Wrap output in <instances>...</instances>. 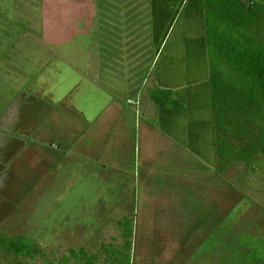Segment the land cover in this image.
<instances>
[{
	"label": "rangeland",
	"instance_id": "obj_1",
	"mask_svg": "<svg viewBox=\"0 0 264 264\" xmlns=\"http://www.w3.org/2000/svg\"><path fill=\"white\" fill-rule=\"evenodd\" d=\"M204 10V0H0V114L11 101L25 100L22 92L26 90L55 104L58 114L52 122L59 126L78 122L71 106L89 118L112 93L125 100L131 95L134 99L138 92L140 99L154 85L170 87L180 98L196 92L192 100L199 103L204 102L205 93L209 102ZM128 42H139L134 50V56L140 57L135 70L139 80L132 90L126 81L132 49L123 47ZM101 52L110 66L99 70V80L109 85L108 92L87 76L88 58H98ZM161 97L156 123L166 127L168 121L173 123L171 116L184 113L176 111L183 102L174 97L171 101L176 103L167 106V113V99ZM54 135L55 130L50 136ZM260 158L264 161V154ZM71 159L75 168L82 166L78 158ZM67 167L68 160L61 158V177L44 193L34 173L17 178L26 180L23 189L29 182L30 188L34 185L12 195L21 198L27 211L21 212L19 223L0 224V235L36 239L53 264L63 261L69 248L96 253L102 243L120 244L116 221L124 214L139 217L134 224L132 264H230L240 236L264 238V170L258 167L252 171L239 162L224 169L219 209L203 205L200 199L193 209H161L164 213L180 210V218L185 216L164 225L155 216L150 218L162 213L160 209H131L133 193H125V204L124 193L106 192L101 176H84V170L70 167L74 169L70 179ZM106 196L107 202L100 201ZM8 203L6 213L12 214L13 202ZM186 213L194 216L190 219ZM35 264H44V259L37 258ZM63 264L84 263L70 259Z\"/></svg>",
	"mask_w": 264,
	"mask_h": 264
},
{
	"label": "crops",
	"instance_id": "obj_2",
	"mask_svg": "<svg viewBox=\"0 0 264 264\" xmlns=\"http://www.w3.org/2000/svg\"><path fill=\"white\" fill-rule=\"evenodd\" d=\"M138 43L128 42L123 46L132 49L133 57L127 62L131 68L126 76L131 90L139 80L135 78V70H139L140 57L134 56ZM101 53L99 59L93 56L88 58L87 76L102 91L108 92L109 85L99 80V70H106L105 67L110 66L103 60L105 54ZM169 88H162L170 91V94H163L165 99L179 98L183 107L179 106L176 111L184 113L171 116L173 123L168 121L166 127L156 123L161 110L158 111L159 101H154L152 94L154 90H159L155 85L146 97L140 99L138 90L134 99L131 95L122 100L112 93L111 98L106 97L100 102L95 115L89 118L71 106L74 111L72 117L78 122L65 124L67 129L64 125L53 123L58 113L51 100L35 97L30 90L22 92L26 99L11 101L0 114V154H5L0 157V224L11 226L19 223L20 217L24 216L21 212L27 211L22 207L21 198L17 195L13 198L12 195L15 192L23 194L25 191H20L31 189L34 185L30 188L29 182L27 189H23L26 180L22 182L16 179L31 176L28 172H32L43 186L40 192L44 193L49 186L51 188L56 184L61 158L68 160L70 167L84 170V176L104 178L102 185L106 192H116L117 196L124 193L125 204V193H133L131 209H193L199 199L203 205L219 209L221 175L215 168L210 98L208 102L204 93V102L199 103L192 100L196 92H189L180 98ZM34 97L35 100L30 99ZM167 106H171L166 105L169 113ZM53 130L56 135L51 137ZM71 158H78L82 166L75 168ZM70 167H67L69 173L65 174L71 179L74 169L72 171ZM76 173L80 174L78 171ZM60 177L61 174L58 179ZM108 200L107 196L100 199L102 202ZM11 201L13 212L7 214V204ZM178 212L180 210L173 213L155 212L156 215H150V218L155 216L161 225L170 224L175 222L174 219L184 220L185 216L181 215L180 218ZM186 215L190 219L194 216ZM133 220L136 224L139 217L135 215Z\"/></svg>",
	"mask_w": 264,
	"mask_h": 264
},
{
	"label": "trees",
	"instance_id": "obj_3",
	"mask_svg": "<svg viewBox=\"0 0 264 264\" xmlns=\"http://www.w3.org/2000/svg\"><path fill=\"white\" fill-rule=\"evenodd\" d=\"M206 49L216 171L235 163L264 170V0H204ZM170 91H153L154 101ZM169 99L167 105H175ZM160 105V103L158 102ZM121 243H102L96 253L84 247L68 249L59 264L76 259L84 264H132L134 220L116 221ZM5 262L53 264L38 241L24 234H1ZM230 264H264V238L244 234L229 256Z\"/></svg>",
	"mask_w": 264,
	"mask_h": 264
},
{
	"label": "built area",
	"instance_id": "obj_4",
	"mask_svg": "<svg viewBox=\"0 0 264 264\" xmlns=\"http://www.w3.org/2000/svg\"><path fill=\"white\" fill-rule=\"evenodd\" d=\"M129 102H130V100H129Z\"/></svg>",
	"mask_w": 264,
	"mask_h": 264
}]
</instances>
